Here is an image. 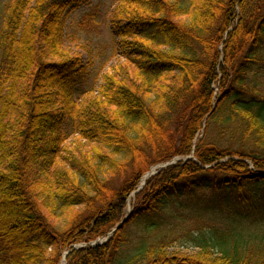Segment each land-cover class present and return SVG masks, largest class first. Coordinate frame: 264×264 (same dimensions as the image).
<instances>
[{"label":"trees","instance_id":"1","mask_svg":"<svg viewBox=\"0 0 264 264\" xmlns=\"http://www.w3.org/2000/svg\"><path fill=\"white\" fill-rule=\"evenodd\" d=\"M85 1L14 0L0 30V264H264V0H121L122 61L62 148Z\"/></svg>","mask_w":264,"mask_h":264},{"label":"rangeland","instance_id":"2","mask_svg":"<svg viewBox=\"0 0 264 264\" xmlns=\"http://www.w3.org/2000/svg\"><path fill=\"white\" fill-rule=\"evenodd\" d=\"M13 2L0 0V30L5 26ZM126 11V5L121 0H88L69 8L64 14L61 51L65 56L78 57L80 67L74 82L61 89L64 96L61 101L66 104L61 124L62 148L71 146L77 137L78 110L97 96L103 76L122 61L119 38L114 35L112 25L124 23L128 19ZM254 79L256 90L264 94V67L255 72ZM213 88L217 99L218 87L215 85ZM160 166L163 168L165 164L154 166L150 171L154 172ZM131 213L132 206L128 204L126 214ZM173 250L180 251L182 255H192L197 251L192 243L185 241L171 245L169 251Z\"/></svg>","mask_w":264,"mask_h":264},{"label":"water","instance_id":"3","mask_svg":"<svg viewBox=\"0 0 264 264\" xmlns=\"http://www.w3.org/2000/svg\"><path fill=\"white\" fill-rule=\"evenodd\" d=\"M146 179V178H145ZM128 217V216H127ZM127 217H125L123 220H122V222L120 223V224H118L117 226H116V228L112 231V232H115L121 225H122V223L127 219ZM94 245H97V244H99L98 243V241H96V242H94L93 243Z\"/></svg>","mask_w":264,"mask_h":264}]
</instances>
